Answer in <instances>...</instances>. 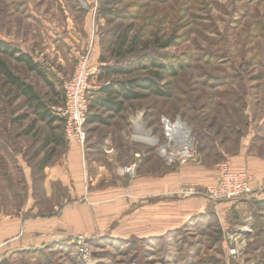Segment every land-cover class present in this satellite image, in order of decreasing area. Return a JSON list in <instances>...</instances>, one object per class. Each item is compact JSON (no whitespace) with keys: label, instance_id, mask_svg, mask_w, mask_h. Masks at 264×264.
I'll list each match as a JSON object with an SVG mask.
<instances>
[{"label":"rangeland","instance_id":"obj_1","mask_svg":"<svg viewBox=\"0 0 264 264\" xmlns=\"http://www.w3.org/2000/svg\"><path fill=\"white\" fill-rule=\"evenodd\" d=\"M85 17L99 48L89 101L101 85L155 79V92L136 89L141 96L126 101L115 118L127 131L140 125L143 137L128 141L130 153L123 150L136 156L133 177L147 156L159 155L162 115H178L191 128L196 157L183 164L231 167L227 162L242 152L264 158V0H0V40L37 61L60 94L49 92L23 63L3 53L0 59L49 106L63 102V81L73 73L78 54L89 49L90 56V46L79 50L65 39L66 22ZM103 66L127 72L99 78ZM90 113L105 115L100 108ZM111 121L86 124V139L88 133L114 129ZM52 133L63 135L61 122L49 126L38 120L0 74V213L31 215L25 209L31 180L35 201L48 206L40 163L50 148L43 141ZM239 202L224 219L209 209L161 237L83 236L87 260L73 240L4 259L8 264H264V210L252 199ZM232 246L235 255L229 254Z\"/></svg>","mask_w":264,"mask_h":264},{"label":"crops","instance_id":"obj_2","mask_svg":"<svg viewBox=\"0 0 264 264\" xmlns=\"http://www.w3.org/2000/svg\"><path fill=\"white\" fill-rule=\"evenodd\" d=\"M65 28V39L74 48L91 47L89 62L97 66L99 48L97 37L89 35V20L70 19ZM121 112L111 118L114 129L98 136L88 133L84 145L64 140L56 147L49 163L41 169V190L48 200L47 207L35 201L31 180L25 208L31 215L0 213V260L18 251L63 244L79 234L87 240L161 237L209 209L224 219L231 209L239 207V201L211 202L178 192L185 186L215 183L219 164L166 166L155 153L144 159L131 180L127 179L121 167L137 159L127 155L130 150L126 146L133 137L143 135L139 124L128 131L117 126L115 118ZM227 163L233 171L251 173V186L260 188L252 200H264V158L242 152Z\"/></svg>","mask_w":264,"mask_h":264},{"label":"built area","instance_id":"obj_3","mask_svg":"<svg viewBox=\"0 0 264 264\" xmlns=\"http://www.w3.org/2000/svg\"><path fill=\"white\" fill-rule=\"evenodd\" d=\"M98 67L89 62V49L80 52L76 58L74 71L63 81L64 101L53 107L56 115L63 121V137L66 141L74 140L84 145L86 139V117L88 114V93L92 86L89 79L97 73ZM163 142L158 147V154L166 165L187 163L196 157V147L191 128L178 115L159 118ZM136 161L123 167L128 176L133 177ZM217 181L203 187L186 186L179 189L184 196H200L211 202H238L253 199L260 190L251 186L253 175L247 171H233L227 164H219ZM78 255L87 260L90 251L86 247L83 235L73 239ZM2 243H0V248ZM229 254H237V247L229 248Z\"/></svg>","mask_w":264,"mask_h":264},{"label":"trees","instance_id":"obj_4","mask_svg":"<svg viewBox=\"0 0 264 264\" xmlns=\"http://www.w3.org/2000/svg\"><path fill=\"white\" fill-rule=\"evenodd\" d=\"M124 45V39L120 42V47ZM0 53L7 55L15 59L18 62H21L25 65L28 71L35 73L42 82L49 88V92L57 96L60 94L54 87V84L50 80L47 71L32 57L20 50L17 47L10 45L7 42L0 40ZM127 69L123 67L116 66H103L99 67L98 77L110 76L112 74H121L126 73ZM0 74L3 75L4 81L18 94L22 96L24 102L30 106V109L35 114L38 120L45 122L51 126L54 122H61L63 127L62 119L55 114L53 107L62 105L55 104L47 105L39 96V94L34 90V88L20 78L18 75L14 74L5 62L0 59ZM157 78L159 74L156 75ZM136 89H145L155 92V79L151 77L144 78H132L124 81H117L116 83H108L101 85L96 94L92 95V99L88 104V114L86 117V124L88 123H100L107 124V122L114 116L118 115L124 108L126 101L137 99L141 96ZM64 101V96H63ZM100 108L105 115L100 113H90L93 109ZM60 125H56L55 128H59ZM54 129L51 127V132ZM64 142L63 135H57L52 133L45 137L43 141L44 146H50L49 152L44 157L40 163V168L42 169L46 164L49 163L51 158L55 153V148L62 145ZM253 205L257 210H264V200H252ZM0 264H8L6 259L0 260Z\"/></svg>","mask_w":264,"mask_h":264}]
</instances>
